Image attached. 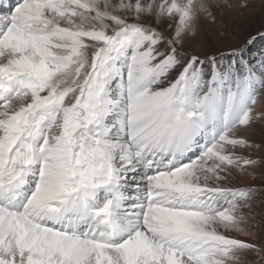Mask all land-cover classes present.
Listing matches in <instances>:
<instances>
[{
	"label": "snow or ice",
	"instance_id": "1",
	"mask_svg": "<svg viewBox=\"0 0 264 264\" xmlns=\"http://www.w3.org/2000/svg\"><path fill=\"white\" fill-rule=\"evenodd\" d=\"M222 6L0 0V264H264V28L184 47Z\"/></svg>",
	"mask_w": 264,
	"mask_h": 264
},
{
	"label": "rangeland",
	"instance_id": "2",
	"mask_svg": "<svg viewBox=\"0 0 264 264\" xmlns=\"http://www.w3.org/2000/svg\"><path fill=\"white\" fill-rule=\"evenodd\" d=\"M241 2L243 0H230V3L236 5L235 8H219L214 24L207 20L202 21L196 36L186 39L185 49L205 57L238 46L250 32L264 28V0H248L249 7L246 9L239 8ZM260 48H264V42H260L253 51ZM249 135L254 141L264 138V132L259 127ZM243 180L245 183H253L248 177ZM254 211L264 212V204L257 203Z\"/></svg>",
	"mask_w": 264,
	"mask_h": 264
},
{
	"label": "bare ground",
	"instance_id": "3",
	"mask_svg": "<svg viewBox=\"0 0 264 264\" xmlns=\"http://www.w3.org/2000/svg\"><path fill=\"white\" fill-rule=\"evenodd\" d=\"M15 1V0H14Z\"/></svg>",
	"mask_w": 264,
	"mask_h": 264
}]
</instances>
